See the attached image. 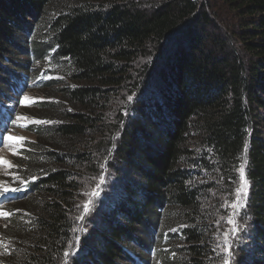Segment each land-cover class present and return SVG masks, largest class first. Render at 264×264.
I'll return each instance as SVG.
<instances>
[{"label": "trees", "instance_id": "1", "mask_svg": "<svg viewBox=\"0 0 264 264\" xmlns=\"http://www.w3.org/2000/svg\"><path fill=\"white\" fill-rule=\"evenodd\" d=\"M48 56L0 264H264V0H0V101Z\"/></svg>", "mask_w": 264, "mask_h": 264}, {"label": "rangeland", "instance_id": "2", "mask_svg": "<svg viewBox=\"0 0 264 264\" xmlns=\"http://www.w3.org/2000/svg\"><path fill=\"white\" fill-rule=\"evenodd\" d=\"M52 52L53 51H50L49 53L52 54ZM50 56L45 58L44 63L33 65L32 67H28V73H29L28 77L26 79H22L19 81V89L21 90L19 97L20 98L28 97L32 100H35L34 104H32L31 106H21L19 105L17 98L12 99L7 96L4 97L3 101H0V105H2L0 106L1 112H3L5 116H9L8 119L6 120L8 123V129H9L6 135L24 137V141L22 144H12V145H9L8 143L0 144V159L7 160L11 165V167L7 165H0V192H3L5 188H8V189L19 188L20 189L19 191H9L7 198H5L4 196H0V212H5L4 208L6 207V205L2 204L4 200H9L11 197L16 196V195H22L26 190L25 189L26 183H23V180L21 179L22 177L19 173V167H18L19 163H17V158L23 159L24 151L28 150L27 147L32 143V141H34L35 139L33 135L34 128L38 125L48 126L54 123L53 121H50L49 119L41 117L39 113L37 112L38 110L36 109L37 105H35L45 100V98H43V95L40 92V90H42L43 85H45L47 82L50 83L51 81L58 79L57 76L51 74V72L53 71L50 69V64L52 62V60L50 59ZM10 93L13 96V91H11ZM7 94L9 95V93H6V95ZM13 107L15 110L10 113L9 109ZM17 116L21 117V119L17 121V124H24V125H27V127L21 128V127L13 126L11 121L15 120ZM35 120L48 121L49 123L36 124L33 122ZM5 122L2 125H0V132L4 131ZM112 181L113 180L109 181L108 183H112ZM238 187H240V183L238 184ZM111 188H112V184H111ZM248 192H249V189H248ZM234 196L235 198L233 201L235 202L237 199L236 192ZM247 200H248V197H247ZM240 202L241 204H244L243 196H241ZM244 208L245 206L240 207L239 209H234V210L237 212L236 213L237 215L241 213L245 214ZM7 219L8 217L0 216V226L3 225L5 227L3 226L2 227L6 228L8 226ZM218 238L220 239L219 241H221V243L223 244L225 253H230L232 257V253L234 252V249H235L234 247H236V243H237L236 235L234 236V239L233 238L230 239L227 233H224L223 235L220 233ZM226 244H229V245L226 246ZM2 247L5 250H9L10 245L5 244ZM154 255H155V252H154ZM139 260H142V259L140 258ZM226 260H227V257H226ZM154 264H158V261H156ZM223 264H225V262Z\"/></svg>", "mask_w": 264, "mask_h": 264}, {"label": "snow or ice", "instance_id": "3", "mask_svg": "<svg viewBox=\"0 0 264 264\" xmlns=\"http://www.w3.org/2000/svg\"><path fill=\"white\" fill-rule=\"evenodd\" d=\"M17 100H18V103L19 105L21 106H31L32 104L35 103V100H32L28 97H23V98H20L19 96H17ZM129 100H131V97H129ZM2 106V105H0ZM15 109L14 107L9 109V112H13ZM21 117L17 116L15 120L11 121V123L13 124L14 127H21V128H25L27 127V125H24V124H17V121L20 120ZM34 123L36 124H41V123H49L48 121H39V120H35L33 121ZM9 131L8 129V123L7 121L5 122V125H4V131L3 132H0V144L2 143H8L9 145H12V144H22L23 141H24V137H16V136H12V135H6V133ZM247 144H245V152H247ZM15 154V152H14ZM247 163V160L244 161V164ZM244 164L241 165L240 169H239V181H240V187H238L235 191H236V201L233 203V207L234 209H239L240 207H244L246 206V202H247V197H248V189H249V181L248 179L246 178V175H245V167H244ZM0 165H7L9 167H11L10 163L7 161V160H3V159H0ZM20 189L19 188H12V189H8V188H5L3 192H0V196H4L5 198H7L8 196V193L9 191H19ZM95 194V193H94ZM241 196H243V199H244V204H241ZM90 210V207L89 205H85V212L89 211ZM11 213L9 212H0V216H10ZM230 224L231 223H234L233 220H229L228 221ZM237 231V229L233 228V234H235V232ZM65 255H67V253H65ZM225 264H227V262H225Z\"/></svg>", "mask_w": 264, "mask_h": 264}]
</instances>
